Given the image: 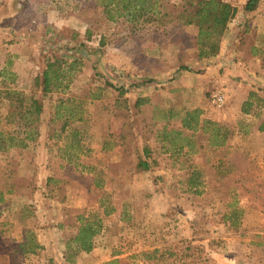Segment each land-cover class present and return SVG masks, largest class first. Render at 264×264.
<instances>
[{
  "label": "rangeland",
  "instance_id": "1",
  "mask_svg": "<svg viewBox=\"0 0 264 264\" xmlns=\"http://www.w3.org/2000/svg\"><path fill=\"white\" fill-rule=\"evenodd\" d=\"M259 4L253 11L256 16ZM90 5V0H0V73L9 66L16 76L10 87L39 99L44 109L41 140L29 149L0 153V264H151L147 256L158 250L165 254L159 264H264V134L257 130L264 119V102H258L249 115L240 111L251 92L264 100V63L245 55L261 41L262 29L231 34L227 30L222 41L224 45L231 41L226 45L231 50L228 59L222 54L217 60L218 54L199 60L197 30L151 32L143 37L126 24L107 21L100 11L92 14ZM256 16L253 20L258 21ZM89 26L92 37L87 41ZM102 38L105 45L100 48ZM54 58L79 59L83 64L68 92L85 103V119L61 136L60 122H50L54 100L34 87ZM209 65L214 70L208 86L196 75ZM180 72L189 73L191 91L171 83ZM1 83L0 77V89ZM108 85L123 89L118 92ZM217 92L226 96L222 108L211 102ZM97 93L101 98L93 100ZM120 93L121 103L115 104ZM139 98L149 100L142 109L150 120H160L165 109L174 107L180 115L170 121V127L178 125L188 111L185 104L193 102L215 122L236 125L239 134L230 140L227 155L202 149L206 141L198 133L193 149L175 152L171 160L151 152L148 161L156 180H162L160 185L149 176L136 181L133 167L143 156V140H138L143 116L134 109ZM124 100L129 112L123 108ZM8 111L7 104L1 105L0 118ZM124 122L132 125L137 140L126 152H101L104 136L131 132L128 126L124 129ZM247 123L250 126L243 129ZM162 124L165 121L154 130ZM149 143L156 152L154 141ZM43 153L52 169L50 178L34 168ZM105 166L116 173L118 183L100 190L94 181ZM181 166L186 168L185 176L178 172ZM199 173L203 179L197 177ZM223 177L224 185L215 186ZM182 178L195 180L201 193L179 185ZM45 180L49 186L35 195L39 181ZM105 200L114 204L116 214L106 216L109 210L101 206ZM124 210H129L128 222L119 220ZM79 214L104 232L94 238L90 253L76 254L73 246L68 248L78 227L73 220ZM29 235L41 249L23 255L19 247ZM188 245L194 259L181 260Z\"/></svg>",
  "mask_w": 264,
  "mask_h": 264
},
{
  "label": "trees",
  "instance_id": "2",
  "mask_svg": "<svg viewBox=\"0 0 264 264\" xmlns=\"http://www.w3.org/2000/svg\"><path fill=\"white\" fill-rule=\"evenodd\" d=\"M92 14L101 12L107 21L112 23H123L130 27L135 34L145 36L149 33H169L172 30L182 31L188 27H194L197 30L196 47L199 60L211 59L216 57L221 48V42L228 25L235 19L238 8L223 0H181L179 3H173L171 0H90ZM260 0H249L243 7V12L250 13L257 9ZM86 40L90 41L92 37L91 26L86 31ZM105 45V39H101L99 47ZM80 47L85 48L84 43ZM249 53L264 63V37L257 45L249 47ZM10 64V63H9ZM83 66L82 61L77 59L72 62L63 59L54 58L48 62L41 76L35 79L34 87L40 90L43 96H49L53 101V111L50 122L52 124L60 122L59 136L64 134L69 127L75 123L84 121L85 110L83 101L74 99L69 95V85L72 83L76 73ZM187 70V68H182ZM2 78L0 89V107L7 104L8 115L0 118V153H5L12 149H29L35 145L41 137V125L43 116V103L34 96H27L24 93L10 87L15 82V74L7 66L1 73ZM112 86L116 91L121 92L123 88ZM102 95L99 93L92 95V99L99 100ZM122 95L118 96L115 104L121 103ZM127 100H124L123 108L129 112ZM260 99L258 95L251 92L249 98L242 103L240 111L249 115L253 112ZM149 102L148 99L139 98L134 104V109L143 116L141 123V138L143 141L153 140L158 151L168 150H187L191 151L196 145L195 136L201 134L205 138V144L202 149L210 151V154L225 155L230 150L229 142L237 134L236 125L221 124L202 117V111L199 109L188 110L180 118L179 124L170 127V122L161 125L160 129L154 130L158 122H152L144 114L142 107ZM119 107V106H118ZM116 109V107H115ZM149 121V122H148ZM150 124V127L147 124ZM131 128V132L123 131L118 137L108 136L103 145V151L120 146L124 152L128 145L137 140L138 135L134 132L131 124L124 122V129ZM250 126L248 123L243 126ZM239 127V126H238ZM10 128V132L6 130ZM257 130L264 134V119L260 122ZM241 132V130L239 131ZM248 131H244L246 135ZM137 136V137H136ZM143 156L137 157V164L134 165V172H147L151 169L148 161L150 156L149 149H143ZM156 151V152H157ZM101 177L95 179L96 187L103 189L105 182L103 171H99ZM241 175V174H240ZM224 176V175H221ZM244 177V175H241ZM48 181L51 182V179ZM193 182V181H190ZM225 177L218 180V186H223ZM114 187L117 185L113 184ZM194 193L198 194L199 191ZM106 202V203H105ZM101 206L109 211L106 216L116 212V207L110 201H102ZM129 210L122 211L119 220L128 222ZM73 222L78 225L75 236L68 242V248L73 246L74 252L90 253L94 249V238L100 233V227L91 223L90 219H84L81 214L77 215ZM80 224V225H79ZM235 224V223H233ZM23 255H33L41 249V246L35 239L29 235L26 241L19 247ZM192 245H188L182 251L181 260L192 258ZM156 256H159L156 258ZM165 254L154 251L147 256L151 264H159L165 261ZM169 256L175 258L173 253ZM155 259V260H154Z\"/></svg>",
  "mask_w": 264,
  "mask_h": 264
},
{
  "label": "crops",
  "instance_id": "3",
  "mask_svg": "<svg viewBox=\"0 0 264 264\" xmlns=\"http://www.w3.org/2000/svg\"><path fill=\"white\" fill-rule=\"evenodd\" d=\"M223 1H225V2H227V3H230L231 5H233V6H235V7H237L238 8V13H237V15H236V17H235V19L228 25V32H230V33H228V34H231V33H235L236 31H239L240 29H243V32H248L249 33V31L251 32V31H253V30H257L258 31V28L259 29H262V31L261 32H259L258 34H260L259 35V37H261L262 38V36L264 37V0H260V4H259V12L257 13V16L253 13V12H251V13H245V12H243V7H244V5L249 1V0H223ZM258 17L259 18V20L257 21V20H253L254 19V17ZM251 30H250V29ZM186 30H188V31H190V30H192V31H194V30H196L194 27H188V28H185ZM194 29V30H193ZM227 32V31H226ZM242 32V33H243ZM240 37V36H239ZM257 37V36H256ZM227 38H229V37H227ZM226 38V39H227ZM241 39V38H240ZM224 41V40H223ZM221 42L222 44H221V48H220V56L218 55L217 56V60H219L220 59V57H221V55L223 54V56H224V59L226 60V59H228V51H229V53L231 52V50H228L227 48H226V45H227V47H228V44H229V42H231L230 40H229V42L228 41H226V45H224V43L225 42ZM260 41V40H259ZM234 43V41H232V44ZM235 43H236V40H235ZM232 48V46L230 45V49ZM230 55V54H229ZM245 55H247V57L248 58H252V59H257V58H255V57H253L251 54H245ZM257 60H259V59H257ZM260 61V60H259ZM207 62H211V63H213V62H215V61H213V60H209V61H207ZM263 63V62H262ZM212 65H214V63L212 64ZM213 70H214V68L212 67V66H210L209 65V67H207L206 69H203L201 72H199L197 75H196V77H198V81H202V82H205L206 83V85H212V83H213V76H212V74H213ZM188 72H186L185 74H184V72H180V73H178V75L177 76H175V78H174V80H172V84H174V88H179L178 87V85H180V86H182L183 88H181L180 87V89H182V91H184V92H188V91H191L192 90V87H190L191 85H188V79H189V77H188ZM169 89H171L170 87H169ZM170 91H175V90H173V88H172V90H170ZM178 91V90H177ZM181 91V90H180ZM151 102V101H150ZM183 105V104H182ZM185 106H186V108H187V110H193V109H200L201 110V107H200V105L198 104V103H194L193 104V102L192 103H190V105H189V103H188V105L187 104H185ZM174 107H172V108H169V109H165L162 113H161V119L160 120H155V119H152V122H161V121H165V123H167V122H170L171 120H173L174 118H177L180 114H178V113H176L175 111H174V109H173ZM202 117L204 118V119H209V120H212V121H215L214 119H210L209 117H207V116H205V115H203V113H202ZM223 124V123H222ZM162 125H164V124H162ZM237 134H239V133H237ZM236 134V135H237ZM235 135V136H236ZM42 137V136H41ZM40 137V138H41ZM108 137V136H104V141L101 143V145H100V151L101 152H103V153H111V152H115V153H118V151H120V149L121 150H123L120 146H115L114 148H109L108 149V151L107 152H104L103 151V145H104V142L106 141V138ZM141 137L139 136V138H138V140L140 141L141 139H140ZM41 140V139H40ZM151 141H153V140H151ZM141 143V148H140V150H141V152H142V155H143V149H144V147L145 148H147V149H149V151H150V153L152 152V153H156V154H159V155H162V157H166V158H168L169 160H171L172 159V156H173V154L175 153V152H180L179 150H168L167 148L165 149H162V151L160 152H155V151H152L153 150V148H155L154 146L153 147H151L150 146V143H149V141H141L140 142ZM230 146H232V143H229V147ZM185 150V152H187V148L186 149H184ZM181 152H183V151H181ZM226 155H227V153H226ZM44 153H43V156H42V158L39 160V162H37L36 164H37V166H34V168L35 169H37L38 170V173L40 174V175H42L43 173H45L47 176L46 177H49L50 175H51V173H52V169H50L51 167H49L48 166V159H47V157H46V160H44ZM151 164V163H150ZM168 168L166 169V170H168V172H170L171 170H170V167L169 166H167ZM105 168H106V166H105ZM175 167L173 166V169H174ZM155 168L153 167V165L151 164V169L149 170V171H147V172H134V176L133 177H135V179L136 178H138V179H136V181L137 180H141V179H144V178H148V176L150 177V178H152V182L153 183H156L157 185H160V182L162 181L161 179H159V180H156V175H155V172H153V170H154ZM185 169L186 168H184L183 166H181V167H179L178 168V172H180L181 174H185ZM102 171H104V172H106V174H109L108 176L106 175V177H105V175H104V180H105V182L103 183V185H104V187H103V189H105L106 190V188L108 187V186H110L111 185V183H112V185L113 184H115V185H117V176H116V173L115 174H112L113 172H112V170L110 169V167L109 166H107V168L106 169H104V170H102ZM108 172V173H107ZM111 174L112 175H114V179L113 178H111L110 176H111ZM155 176V181L153 180V177ZM158 176H161L160 175V173H159V175ZM185 176V175H184ZM202 176H203V173H199V174H197V177L198 178H202ZM50 178V177H49ZM108 178V179H107ZM185 178V177H184ZM189 178V177H188ZM180 179V181L178 182V184L179 185H182V186H186L187 188H188V192H194V190H196V188H198L197 186H196V181L195 180H193L192 178H190V179ZM203 179V178H202ZM157 181V182H156ZM190 181H193V182H190ZM37 182L38 181H35V187L37 186L36 184H37ZM40 183V185L37 187V189L38 190H36V192H35V195H36V193H40V189H42V188H46V187H48L49 186V183H48V181L47 180H45V181H39ZM165 182V181H164ZM184 182V183H183ZM200 182H201V180H200ZM155 184V185H156ZM202 184V183H201ZM217 184V183H216ZM215 184V186H218V185H216ZM201 190V189H200ZM43 191V190H42ZM198 191H199V188H198ZM201 192L199 191V193L198 194H200ZM2 194L0 193V196H1ZM20 195L22 196V194L20 193ZM34 195V196H35ZM36 197V196H35ZM31 198V197H30ZM32 199V198H31ZM38 199H39V197H38ZM35 201V204H38L39 203V200L37 201V199L36 200H34ZM36 206V205H35ZM24 209V208H23ZM115 214H116V212H115ZM114 214V215H115ZM227 213L224 215V219L227 221L228 219H229V217H227ZM101 233H104L103 232V230H100V233H99V235L101 234ZM101 235H103V234H101Z\"/></svg>",
  "mask_w": 264,
  "mask_h": 264
},
{
  "label": "built area",
  "instance_id": "4",
  "mask_svg": "<svg viewBox=\"0 0 264 264\" xmlns=\"http://www.w3.org/2000/svg\"><path fill=\"white\" fill-rule=\"evenodd\" d=\"M211 102L216 108H222L226 103V96L221 92H217L212 95Z\"/></svg>",
  "mask_w": 264,
  "mask_h": 264
}]
</instances>
